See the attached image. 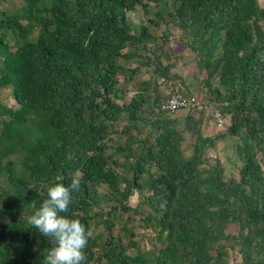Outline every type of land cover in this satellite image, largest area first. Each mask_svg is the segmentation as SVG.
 I'll return each instance as SVG.
<instances>
[{"label": "trees", "instance_id": "trees-1", "mask_svg": "<svg viewBox=\"0 0 264 264\" xmlns=\"http://www.w3.org/2000/svg\"><path fill=\"white\" fill-rule=\"evenodd\" d=\"M23 1L0 16V88H11L15 102H0V264H44L53 244L28 217L49 186H68L77 173L80 190L61 215L91 230L83 264H228L235 250L242 264H264V8L258 0ZM137 7L165 27L163 38L169 26L182 32L220 116H229L215 137L203 136L197 120L189 156L181 148L180 120L169 117L185 109L161 107L173 93L190 95L171 83L178 76L166 53L144 54L152 34L132 24L129 13ZM126 61L137 65L131 69ZM142 66L151 76L137 85ZM133 80L134 94L119 105L121 87ZM114 134L124 142L114 143ZM226 136L239 139L237 178L225 179L220 162L205 158ZM136 228L149 233V249L138 246Z\"/></svg>", "mask_w": 264, "mask_h": 264}, {"label": "rangeland", "instance_id": "rangeland-1", "mask_svg": "<svg viewBox=\"0 0 264 264\" xmlns=\"http://www.w3.org/2000/svg\"><path fill=\"white\" fill-rule=\"evenodd\" d=\"M23 0H1L0 1V16L1 12H13L19 9L23 5ZM259 5L264 8V0H258ZM152 8L153 4H149ZM156 9V8H155ZM129 18L132 21V24L138 26L143 24L147 26L149 32L152 34V40L148 44V50L144 54L152 55L153 52L159 54L160 52L166 53L169 60L166 59V63L173 65L172 73L178 76V79L171 82L174 87L182 89L190 96H195L198 102L195 110H181L176 114L169 115L171 119H179L180 122L176 127L182 132V150L184 151L185 156L192 154L193 143L195 141L193 129L198 120V129L203 136L215 137L219 134H223L226 128L229 125V116H226L222 120V125L218 126L215 122V117L213 116L214 112L219 113L218 104L213 101V96L209 94L204 87L205 73L200 71L196 66L195 54L186 47L185 39L182 32H180L174 26H169L167 31L168 37L163 38L162 34L166 32V29L163 25L156 27L153 23H150L148 20L151 18L150 15H145L141 7H137L135 11L129 13ZM37 30L34 31L33 36L35 37ZM9 44H13V40L7 38ZM141 53H143L140 50ZM165 56V54H164ZM126 67L133 69L137 63L132 61H126ZM140 73L137 77L136 84L138 85L142 80H148L151 76L150 67H140ZM147 70V72H146ZM119 80L122 82V77H119ZM168 81V83H170ZM186 85H183L182 83ZM134 80L130 81L127 86H122V92L126 93L124 100H118L117 103L121 105L124 102H127L132 94H134ZM157 84L160 85L161 92L168 94L169 86L162 82V78L157 80ZM168 87V88H167ZM126 88V89H125ZM0 102L6 106H14L15 102L12 98L11 88H0ZM220 114V113H219ZM187 115L193 117L196 123L191 122ZM125 121L121 120L118 125H116L115 130L121 131ZM112 141L115 142H124L125 137L122 134H114ZM239 139L235 137L226 136L223 139H217L214 147L208 148L205 152V158L207 159V164H214L216 161H219L223 167V175L225 179L231 177H238L237 166L240 164L238 162V157L236 155L237 145ZM103 190V189H102ZM137 203V196L134 195L129 201L130 206H135ZM126 214L123 216V219H126ZM135 226H138V223H135ZM119 228V225H117ZM237 228L232 225L228 228V232L234 233ZM137 234L134 239L138 243L140 248L149 249L152 244L148 238V232L142 228H136ZM152 236V235H151ZM132 251V250H130ZM228 264H242L241 257L237 254V251H230L228 255Z\"/></svg>", "mask_w": 264, "mask_h": 264}, {"label": "clouds", "instance_id": "clouds-1", "mask_svg": "<svg viewBox=\"0 0 264 264\" xmlns=\"http://www.w3.org/2000/svg\"><path fill=\"white\" fill-rule=\"evenodd\" d=\"M80 186V175L73 174L68 186L59 182L49 186L47 198L39 207L32 206L34 211L28 217V224L53 244L45 254L44 264H83L86 259L84 249L92 235L91 230H86L79 219L61 215L68 212L72 203L71 193L78 192Z\"/></svg>", "mask_w": 264, "mask_h": 264}, {"label": "built area", "instance_id": "built-area-1", "mask_svg": "<svg viewBox=\"0 0 264 264\" xmlns=\"http://www.w3.org/2000/svg\"><path fill=\"white\" fill-rule=\"evenodd\" d=\"M198 102L195 96H187L181 93H173L169 98L164 102L161 107L162 110H166L169 113H174L178 110H193L196 108ZM214 117L216 118V123L218 126L222 125V118L219 113L215 112Z\"/></svg>", "mask_w": 264, "mask_h": 264}, {"label": "crops", "instance_id": "crops-1", "mask_svg": "<svg viewBox=\"0 0 264 264\" xmlns=\"http://www.w3.org/2000/svg\"><path fill=\"white\" fill-rule=\"evenodd\" d=\"M190 121L193 122V123H196V122H195L196 120H194V121H193V120H190ZM196 125H197V124H195V126H196ZM195 126H194V127H195ZM197 126H198V125H197Z\"/></svg>", "mask_w": 264, "mask_h": 264}]
</instances>
